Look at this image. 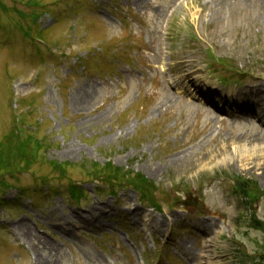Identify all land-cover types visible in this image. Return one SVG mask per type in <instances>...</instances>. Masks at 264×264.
<instances>
[{"label": "rangeland", "instance_id": "374dc122", "mask_svg": "<svg viewBox=\"0 0 264 264\" xmlns=\"http://www.w3.org/2000/svg\"><path fill=\"white\" fill-rule=\"evenodd\" d=\"M0 1L9 9H0V139L14 104L23 100L27 112L35 99L40 134L54 146L47 160L110 158L171 197L189 189L179 203L158 192L157 213L132 190L97 197L79 170L70 173L87 192L80 205L44 166L47 185L19 175L10 180L18 188L0 193V264H137L140 256L148 264H244L237 250L244 258L259 251L260 232L241 221L233 227L239 203L226 182L251 178L264 195V102L259 108L242 91L264 90V0H41L35 14L49 6L58 20L43 14L37 22L53 24L44 37L53 53L40 48L44 64L21 30L17 11L30 14L28 0ZM246 68L253 74H237V86L219 82ZM256 207L264 220V197Z\"/></svg>", "mask_w": 264, "mask_h": 264}, {"label": "trees", "instance_id": "16d2710c", "mask_svg": "<svg viewBox=\"0 0 264 264\" xmlns=\"http://www.w3.org/2000/svg\"><path fill=\"white\" fill-rule=\"evenodd\" d=\"M31 4H33V1ZM247 71L250 72L249 69ZM14 127L15 124L14 121H12L11 128L0 141V186L3 188L10 187L6 182V177H14L21 173L32 171L33 166L43 156L45 142H48L45 137L38 138L35 134L29 132H25L23 136L20 137L15 132ZM48 164H51V166L54 169L57 168V170H62L63 168L60 165L57 166L55 162H50ZM79 166L83 172L87 173V176L89 174L108 185L110 194H114L115 186H120L123 182H130V180H133L125 179L127 175L122 173L121 170L113 168L110 162H107L104 167H99L96 163L84 161ZM66 167H68V165H66ZM134 184L136 188L137 186H143L146 189L153 188L152 185L147 184L143 179L134 180ZM235 190L250 206L254 204V201L257 202L260 199V194H262L254 182L252 183L244 180H238L236 182ZM76 192H78L77 189H71V195ZM80 197L81 194L76 197L74 196L76 199ZM153 206L157 207L155 203ZM248 222L252 228L264 234V222L258 220L254 213L250 215ZM250 264H264V252L260 258L253 260Z\"/></svg>", "mask_w": 264, "mask_h": 264}, {"label": "bare ground", "instance_id": "6f19581e", "mask_svg": "<svg viewBox=\"0 0 264 264\" xmlns=\"http://www.w3.org/2000/svg\"><path fill=\"white\" fill-rule=\"evenodd\" d=\"M242 91H245V93H247V94H251L255 98L254 101H255L256 105H258V107L261 108V104H262V102H264V90H262L260 87H255V88H249V89L242 90ZM238 97H240V95H238ZM231 101H232V99L225 101V103L229 104ZM262 111L264 112V109H261V112ZM230 112L232 113V110ZM239 113L241 115L249 116L250 115V110H248V108H244ZM250 142H252V141H250ZM255 161H257V158L252 159L253 163H255ZM173 162H175V161H173ZM19 224H20V227L28 229V227H27V225L25 223H19ZM206 245H207V248L205 249V253H204V255H205L204 259L205 260L207 259V256L209 254L208 248L210 246V242H207ZM189 256H192V255H189Z\"/></svg>", "mask_w": 264, "mask_h": 264}]
</instances>
